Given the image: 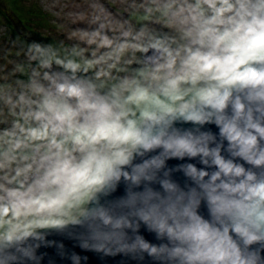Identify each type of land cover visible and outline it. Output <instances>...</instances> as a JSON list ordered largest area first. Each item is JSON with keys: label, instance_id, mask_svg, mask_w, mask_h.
<instances>
[{"label": "clouds", "instance_id": "1", "mask_svg": "<svg viewBox=\"0 0 264 264\" xmlns=\"http://www.w3.org/2000/svg\"><path fill=\"white\" fill-rule=\"evenodd\" d=\"M35 6L56 36L0 17V264H264V0Z\"/></svg>", "mask_w": 264, "mask_h": 264}, {"label": "rangeland", "instance_id": "2", "mask_svg": "<svg viewBox=\"0 0 264 264\" xmlns=\"http://www.w3.org/2000/svg\"><path fill=\"white\" fill-rule=\"evenodd\" d=\"M3 2H4L3 5H4L5 8L9 9V8L12 7L11 0H3ZM20 5L24 9V11H26L29 8L32 9V12L34 14L32 15V19L30 20L31 23L28 21L29 25L30 24L31 25L28 26L27 29L24 28V26H21L20 24H17V25L15 24L16 25V28L18 30H22L23 28L26 29V30H28L29 28H31L33 26V24H35V28L38 31L36 33H34L33 38H36V36L39 34V32L40 31H44L45 29H47V32L49 33V38H52V37L56 36V32L54 30H52L48 25H46L43 15L40 14V9L38 8V6H35V0H22V2L20 3ZM0 17H3V19L5 21H7L4 18V16H1V13H0ZM7 27L9 29L10 33L14 36L15 35L14 34L15 32H13V25H12V28H11V27H9V25L7 23ZM16 28L14 27V29H16Z\"/></svg>", "mask_w": 264, "mask_h": 264}, {"label": "trees", "instance_id": "3", "mask_svg": "<svg viewBox=\"0 0 264 264\" xmlns=\"http://www.w3.org/2000/svg\"><path fill=\"white\" fill-rule=\"evenodd\" d=\"M21 2L22 0H11L12 7L7 9L3 5L4 3L3 0H0L1 16H4V18L7 20L6 23H8L9 27L12 28V25H13V32H15L14 34L23 33L24 31H27L26 30L27 27L31 25V24L29 25L28 21L31 23L30 20L32 19V15L34 14L32 12V9L30 8L24 11V9L20 5ZM15 24L16 25L20 24L21 26H24V28L26 29L23 28L22 30H18ZM14 27L17 30L14 29Z\"/></svg>", "mask_w": 264, "mask_h": 264}, {"label": "water", "instance_id": "4", "mask_svg": "<svg viewBox=\"0 0 264 264\" xmlns=\"http://www.w3.org/2000/svg\"><path fill=\"white\" fill-rule=\"evenodd\" d=\"M54 239L60 240V239H63V238L62 237H54ZM63 242L69 248L72 247V242L71 241H69L67 239H64ZM47 251L50 254H53V256L55 258L54 250L52 248L47 249ZM76 251L78 253L81 252V250L79 248H77ZM82 254L89 256L88 264H114V260L112 258H104V260H101L99 256H97L96 254H93V253H82ZM118 259H119V257L116 258V260H118Z\"/></svg>", "mask_w": 264, "mask_h": 264}]
</instances>
